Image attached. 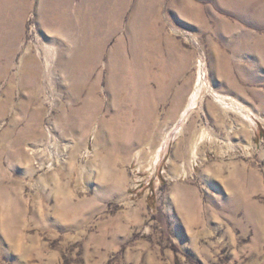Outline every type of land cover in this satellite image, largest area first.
<instances>
[{
  "label": "rangeland",
  "instance_id": "1",
  "mask_svg": "<svg viewBox=\"0 0 264 264\" xmlns=\"http://www.w3.org/2000/svg\"><path fill=\"white\" fill-rule=\"evenodd\" d=\"M223 1L100 0L101 58L77 80L76 39L41 28L44 0L10 47L0 0V264H264V27ZM135 39L154 94L114 104L106 65Z\"/></svg>",
  "mask_w": 264,
  "mask_h": 264
},
{
  "label": "bare ground",
  "instance_id": "2",
  "mask_svg": "<svg viewBox=\"0 0 264 264\" xmlns=\"http://www.w3.org/2000/svg\"><path fill=\"white\" fill-rule=\"evenodd\" d=\"M72 1L73 0H44L42 6L38 8L36 17L38 18L41 28H46L48 31L52 30V27L59 28L66 32H71L75 37L76 40L72 45V56L67 62L65 72L68 73L70 77L81 80L89 73L91 68L93 69L98 64L103 50V43L99 40L100 22L95 12L100 0H78V5L74 11H69ZM12 2L15 5L14 11L10 13L7 19L8 23L5 24L11 28V34H9V37L4 42L6 47H10L18 41L21 29L20 22L26 11L30 8L29 0H12ZM251 3H259V1L225 0L220 2L221 6H219L217 2L214 4L217 8L227 7L242 21H246L245 19L247 16H252L255 24H260L264 27V15L253 12L252 10H255V8ZM262 6L264 7V3ZM54 20L56 24L51 22ZM50 37V43H54L56 35ZM255 40L257 46L264 47V37L256 36ZM29 48L30 47H27L26 49L28 50ZM131 48L128 60L110 59L108 65H106L109 73L108 89H110L114 95V104L120 102H117V97L123 93V90L130 92V94H134L136 99L138 101L140 100L139 102H143L142 105H144V101L147 102L148 100V98H145L146 96L154 94L147 82L151 77V73L149 72L148 64H146L142 57L145 51L144 45L142 46L138 39H135L133 40ZM50 51L51 48L43 44L40 54L44 58H47ZM258 53H264V51ZM11 54H13V52L8 53V50H4L0 47V56L3 57ZM36 55L29 54L28 57L23 60L24 65L22 73L33 78L38 77L41 68L39 55L37 53ZM167 88L168 87H164V89H162L163 93L167 91ZM196 96V92L190 95L189 100L191 106L194 105ZM219 99L223 101L228 100L226 97H219ZM150 107L152 108L153 105H150ZM95 111L98 112V109H95ZM113 120L116 121L117 118L114 116ZM113 128H115L119 137L122 136L115 122L113 123ZM125 150H127V148Z\"/></svg>",
  "mask_w": 264,
  "mask_h": 264
}]
</instances>
